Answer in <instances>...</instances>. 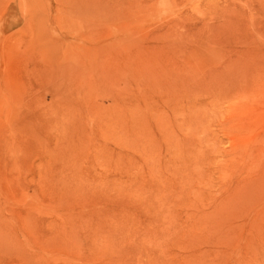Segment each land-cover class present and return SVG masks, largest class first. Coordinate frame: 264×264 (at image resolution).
I'll return each instance as SVG.
<instances>
[{"label": "rangeland", "instance_id": "1", "mask_svg": "<svg viewBox=\"0 0 264 264\" xmlns=\"http://www.w3.org/2000/svg\"><path fill=\"white\" fill-rule=\"evenodd\" d=\"M0 264H264V0H0Z\"/></svg>", "mask_w": 264, "mask_h": 264}]
</instances>
